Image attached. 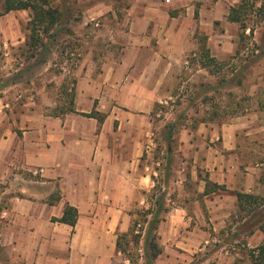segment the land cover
Returning <instances> with one entry per match:
<instances>
[{
  "label": "rangeland",
  "instance_id": "obj_1",
  "mask_svg": "<svg viewBox=\"0 0 264 264\" xmlns=\"http://www.w3.org/2000/svg\"><path fill=\"white\" fill-rule=\"evenodd\" d=\"M49 1L63 9L65 18L42 60L25 55L31 11L0 19V85L18 84L5 96L15 104L46 101L48 114L65 112L70 106L65 91L75 88L77 71L99 75L106 65L123 60L135 72L140 62L152 73L157 70L162 102H155L149 115L152 132L141 169L155 183L139 192L130 212L131 226L141 221L136 230L142 238L129 252L137 264H147L144 220L161 198L170 212L162 215L157 233L163 253L153 264H252L248 251L264 236L236 235L234 194L251 191L264 200V20L259 24L255 15L241 41L240 24L230 23L227 15L242 0ZM146 20H152L149 30ZM133 27L137 36H129ZM183 28L188 43L182 51ZM139 36L146 42L139 44ZM205 38L212 56L223 63L218 76L200 64ZM223 179L232 191L204 195L207 181ZM6 203L0 199V245L5 247L0 264L11 261L1 220ZM119 264L131 263L121 256Z\"/></svg>",
  "mask_w": 264,
  "mask_h": 264
},
{
  "label": "crops",
  "instance_id": "obj_2",
  "mask_svg": "<svg viewBox=\"0 0 264 264\" xmlns=\"http://www.w3.org/2000/svg\"><path fill=\"white\" fill-rule=\"evenodd\" d=\"M187 31H179L182 51ZM140 63L137 72L124 60L99 75L77 71L76 112L59 117L46 113V101H10L5 95L18 84L0 91V199L7 202L1 220L9 264H119L118 236L131 228L139 192L155 183L141 169L162 77ZM93 112L104 123L85 116ZM67 206L79 211L75 227L54 221Z\"/></svg>",
  "mask_w": 264,
  "mask_h": 264
},
{
  "label": "trees",
  "instance_id": "obj_3",
  "mask_svg": "<svg viewBox=\"0 0 264 264\" xmlns=\"http://www.w3.org/2000/svg\"><path fill=\"white\" fill-rule=\"evenodd\" d=\"M31 11L32 20L29 24V36L27 38V51L25 55L28 60H42L44 53L50 50L51 43L54 41V33L63 26L65 14L63 9L55 8L49 0H4V11L0 12V19L11 12ZM258 15L260 24L264 20V0H242L238 5L232 6L229 9L227 19L230 23L240 24L242 32L240 34L241 41L246 38V32L249 29L248 22ZM175 17L174 14H171ZM251 33H254V28H250ZM201 60L200 64L203 69L208 70L211 74L220 75L223 63L219 62L212 56L210 49L207 46V38L203 39L200 47ZM223 82V80L221 81ZM8 84L0 85V91L6 88ZM69 97L70 106L65 112L53 111L48 114L54 117L66 113H74L75 111V88L70 91H65ZM90 118H96L99 123H104L105 116L93 112L85 114ZM219 191H227L225 185L212 183L207 181L205 196L217 193ZM237 220H236V235L244 232L247 236H253L257 231L264 236V220H260V210L264 207V200L261 196L237 192ZM59 200V198H58ZM161 198L157 200V209L149 210L144 220L148 222V227L145 232V255L147 256V264L153 262L162 255L163 249L158 243V229L163 222L162 215L168 214L170 209L167 208ZM152 215L151 220L147 216ZM79 211L77 208L67 206L64 215L61 219H54L55 222L75 227L78 223ZM141 226V221H133L130 230L127 233L120 234L117 239V253L123 257L124 261H129L131 264H137L133 255L129 252L131 243L139 244L142 238V232L137 231L136 227ZM0 251L5 252V247L0 245ZM248 257L252 264H264V240L255 248L249 249Z\"/></svg>",
  "mask_w": 264,
  "mask_h": 264
}]
</instances>
